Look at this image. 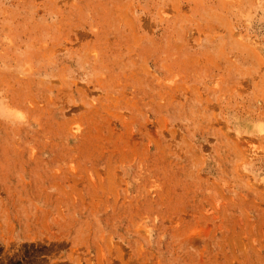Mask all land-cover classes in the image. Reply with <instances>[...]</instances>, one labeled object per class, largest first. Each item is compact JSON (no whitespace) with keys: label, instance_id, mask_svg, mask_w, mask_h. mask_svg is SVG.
Masks as SVG:
<instances>
[{"label":"rangeland","instance_id":"obj_1","mask_svg":"<svg viewBox=\"0 0 264 264\" xmlns=\"http://www.w3.org/2000/svg\"><path fill=\"white\" fill-rule=\"evenodd\" d=\"M0 264H264V0H0Z\"/></svg>","mask_w":264,"mask_h":264},{"label":"bare ground","instance_id":"obj_2","mask_svg":"<svg viewBox=\"0 0 264 264\" xmlns=\"http://www.w3.org/2000/svg\"><path fill=\"white\" fill-rule=\"evenodd\" d=\"M244 126H245V125H244ZM245 127H246V126H245ZM243 136H244V135H243ZM242 138H243V137H242ZM244 140H245V139H244ZM247 141H250V140H247ZM250 142H251V141H250ZM247 143H248V142H247ZM249 148H250V147H249ZM246 149H247V148H246ZM250 149H251V148H250ZM247 153H248V152H247ZM244 155H245V153H244ZM247 155H248V154H247ZM247 157H248V156H247ZM248 158H249V157H248ZM248 158H247V159H248ZM242 161H243V160H242ZM241 164H242V163H241ZM240 166H241V165H240ZM239 168H240V167H239ZM239 168H238V169H239Z\"/></svg>","mask_w":264,"mask_h":264}]
</instances>
